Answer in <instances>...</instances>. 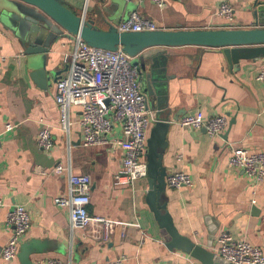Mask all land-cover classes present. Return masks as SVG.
Wrapping results in <instances>:
<instances>
[{"label": "crops", "instance_id": "1", "mask_svg": "<svg viewBox=\"0 0 264 264\" xmlns=\"http://www.w3.org/2000/svg\"><path fill=\"white\" fill-rule=\"evenodd\" d=\"M63 1L101 29L125 21L133 11L162 30L254 28L260 27L256 8L264 5V0H165L162 6L150 0ZM4 2L0 0V264H20L18 256L11 261L1 257L11 230L6 215L18 204L30 217L21 245L41 243V252L31 253L34 264L47 260L96 264L122 256L125 264H202L166 247L167 234L149 206L148 176L130 185H115L122 151L83 147L75 108L71 109L70 135L59 128L56 81L65 74L63 55L72 46V35L52 31L38 11L34 16L20 14L16 10L28 12ZM223 2L234 9L231 23L215 13ZM28 43L44 47L41 56L51 71L49 77H37L29 67ZM138 59L145 66L140 73L142 86L146 73L154 72L150 79L153 95L146 96L156 121L149 126L147 141L158 117H168L165 148L160 151L164 175L161 183L154 179L153 191L155 197L161 192L160 202L178 233L216 257L223 232L264 249V180L253 183L241 169L229 165L234 147L264 151V82L257 79L264 58L233 64L222 49L184 46L151 47ZM153 59L158 64L152 68ZM198 112L205 119L225 117L227 127L219 137H211L204 129L177 123L186 114ZM8 124L13 125L10 131L5 130ZM43 127L53 138L50 151L37 144ZM147 141L142 158L146 164ZM59 163L90 177L89 214L117 222L107 241L95 239L99 233L94 228L71 230L68 209L54 203L55 197L67 196L68 189L66 175L48 174ZM175 172L188 174L192 186L170 188L167 176Z\"/></svg>", "mask_w": 264, "mask_h": 264}, {"label": "built area", "instance_id": "2", "mask_svg": "<svg viewBox=\"0 0 264 264\" xmlns=\"http://www.w3.org/2000/svg\"><path fill=\"white\" fill-rule=\"evenodd\" d=\"M132 1V0H124ZM162 6L165 0H150ZM215 13L227 22L233 21L234 9L221 3ZM119 32H143L158 30L152 20L142 17L136 11L125 21L115 25ZM72 46L63 55L65 74L56 81L55 103L59 109V128L67 135L71 133L74 121L71 109L79 114L78 125L83 147H101L114 152L122 151V168L114 176L115 185H130L147 177V165L143 161L149 126L156 121L155 110L148 105L142 91L141 74L138 66L122 48L105 50L89 46L80 36L72 35ZM264 82V67L257 75ZM181 127L204 129L211 137H219L227 127V119L214 116L205 119L201 112L186 114L177 121ZM13 125L8 124L6 131ZM37 144L44 151H50L53 138L47 127L39 130ZM229 165L241 169L253 183L264 180V151L248 152L232 148ZM46 174L45 171H41ZM48 174L66 175L67 196L55 197L58 207L67 208L71 230L92 229L98 231V241H107L116 221L91 215L88 205L91 197V179L86 174L74 173L70 165L57 164ZM170 188H190L192 179L184 172L167 176ZM3 202L0 198V208ZM10 236L2 248L5 261L17 258L21 241L30 229V217L23 205L11 208L5 219ZM218 255L231 264H264V249L245 240H235L223 232L217 240ZM122 256L96 264H125ZM45 264H63L58 260H47Z\"/></svg>", "mask_w": 264, "mask_h": 264}, {"label": "water", "instance_id": "3", "mask_svg": "<svg viewBox=\"0 0 264 264\" xmlns=\"http://www.w3.org/2000/svg\"><path fill=\"white\" fill-rule=\"evenodd\" d=\"M5 5L10 8H23L28 13H17L25 15H35L40 12L44 22L50 26L52 31L65 32L70 35L80 36L89 46L105 50H116L122 48L130 57L132 63L138 66L140 73L145 71L143 62H139L138 57L145 49L151 47H184L195 46L204 48L222 49L225 57L231 63L237 64L241 59L264 58V5L256 8L255 15L260 27L254 28H218V29H177V30H154L143 32H119L114 25H108L107 29L97 27L94 21L86 19L84 15L74 12L63 0H6ZM28 6V7H27ZM33 10V11H32ZM31 11L33 14H30ZM44 47L36 43H28L25 48V54L28 56L27 63L30 68L35 70V76L42 77L51 74L46 69V63L41 56ZM141 67H140V65ZM158 64L153 59L151 67ZM152 72L146 73L143 81L142 91L146 95L152 96L151 77ZM54 72H52V75ZM161 106V104H160ZM168 117H158V121L152 128L150 137L147 141V176L149 180V206L154 212L155 219L161 229L167 234L166 247L170 250H180L189 254L202 264H231L221 257L201 247L190 239L181 236L172 217L166 211L164 203L160 202V193L153 191L156 187L154 179H159L164 175L161 167L162 151L165 148L164 136L168 128ZM162 169V172H158ZM161 189V186L158 185ZM41 252V243L23 244L20 247L18 259L20 264H34L31 259V253Z\"/></svg>", "mask_w": 264, "mask_h": 264}]
</instances>
